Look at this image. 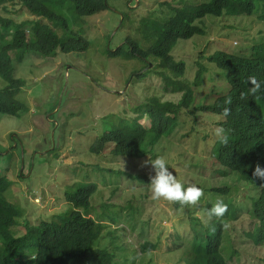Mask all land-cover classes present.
<instances>
[{"label":"rangeland","instance_id":"374dc122","mask_svg":"<svg viewBox=\"0 0 264 264\" xmlns=\"http://www.w3.org/2000/svg\"><path fill=\"white\" fill-rule=\"evenodd\" d=\"M105 1V11L81 18L77 26L72 22L74 15L63 13L65 5L53 8L66 20L71 32H78L88 42L87 50L69 54L57 52L47 58L32 53L15 64L13 76L24 83L17 99L25 112L18 118L0 115V151L12 150L13 153L11 166L4 173L10 181L5 199L22 212L21 222L36 226L39 221H48L65 211L67 204L63 194L67 187L74 190L94 184L98 193L92 201L109 202L120 214L117 219L115 216L118 226L105 222L107 231L113 230L111 233L117 235V240L112 238V241L118 246L124 242V248L115 252L116 264H134L131 253L136 264H186L183 250L193 237L189 212L193 211L194 217L207 223V218L196 208L199 201H210V196L202 195L196 205L183 206L153 199L147 186L154 175L150 162L157 156L163 157L169 171L185 187L227 185L232 190L228 199L232 198L236 205L244 203L248 208L245 198L255 194L253 188L247 194L237 178L230 174L221 176L215 171L219 167L210 164L208 151L216 139V126L212 123L219 119L207 118L194 107L206 106L228 90L224 73L206 60L198 59L217 51L249 55L253 45L264 40L261 19L264 13L260 7L249 17L224 14L221 18L206 16L202 23L196 22L194 25L204 28V35L179 41L171 52L175 62L184 64L183 75L175 77L169 72L159 73L157 59L121 60L107 58L106 53H114L133 36L137 38L142 20L173 14L170 10L164 12L165 7H194L209 0ZM2 16L16 24L34 19L20 5L9 8ZM54 29L58 37L63 34L60 29ZM197 63L207 69L202 84L192 89V104L179 113V125L168 137L160 139L152 155L125 166L122 161L111 158L109 151L99 156L88 153V146L104 130L128 124L130 119L145 112V105L152 99L161 104L179 103L182 94L173 92L175 83H180L182 90L188 87L194 80ZM148 70L150 73L140 80ZM163 78L172 82L166 84ZM5 86L0 80V89ZM147 118V115L139 118V123L148 127ZM112 169L120 174L112 176L107 172ZM140 177H144L147 184L139 183ZM217 200L221 198L210 203ZM130 208L138 211L136 224L133 220L126 224ZM112 211L108 212V217L112 216ZM249 230L246 212L239 210L236 221H229L226 226L228 240L225 242L229 250L225 259L229 264H264V246H255L246 238ZM144 241L156 248L140 254V242ZM179 244L182 248L176 250L174 247Z\"/></svg>","mask_w":264,"mask_h":264},{"label":"trees","instance_id":"16d2710c","mask_svg":"<svg viewBox=\"0 0 264 264\" xmlns=\"http://www.w3.org/2000/svg\"><path fill=\"white\" fill-rule=\"evenodd\" d=\"M18 5L34 19L16 24L2 16L3 12H9V8ZM63 5L64 14L74 15L72 22L75 26L81 18L92 17L107 9L105 0H0V80L6 84L0 89V115L18 118L25 112L24 106L17 99L24 83L15 79L13 72L15 64L24 61L26 55L35 53L47 58L54 57L57 52L69 54L87 50L88 42L78 32H71L66 20L53 9ZM260 7L264 13V0H209L194 7H165L164 12L170 10L173 12L172 16L144 22L142 20V36L138 32L137 38L133 36L132 40H127V43L124 41L114 53L107 51L106 55L107 58L121 60L135 58L142 61L154 58L159 61V73L169 72L172 76L180 77L184 73V64L175 62L171 52L179 41L204 35V28L194 25L196 22H201L206 16L221 18L224 14L249 17ZM261 19L264 21V16ZM122 26L123 24L120 28ZM52 27L60 29L63 34L58 37ZM200 59L222 71L228 86L226 93L218 94L213 102L194 107L196 112L206 115L207 118H218L212 124L226 130L227 139L221 142L216 137L208 151L210 164L215 163L219 167L215 171L221 176L233 175L243 183V188L251 185L258 193L256 198H249L246 208L228 199L232 192L231 187L198 184L203 191L202 195L210 196V201L203 199L196 208L207 218V223H202L189 210L191 216L188 217V223L193 237L190 245L183 250L184 261L186 264H229L225 259L229 250L225 242L228 240L226 226L229 221H236L239 210L245 211L250 220V230L245 233L246 238L255 246H264V179L252 174L257 164L264 169V92L249 95L247 91L251 87L248 83L249 76H255L258 82H264V40L253 45L249 55H229L217 51L207 58L201 56L198 61ZM196 67L194 80L188 87L182 90L180 83H175L173 92L182 94L179 103L161 104L152 99L151 103L145 105V112L130 119L128 124L104 130L88 146V153L99 156L109 151L111 158L122 161L125 166L152 155L160 139L168 137L179 125V113L192 104V89L201 86L203 75L207 72L204 65L197 63ZM149 73L150 70L142 74L140 80ZM163 80L166 84L172 82L168 78ZM242 92L245 94L243 98ZM225 108L228 109L227 116L223 112ZM145 115L148 116V127L139 123V118ZM12 158V150L0 151V264H116L115 252L124 248V242L119 247L112 241V238L117 240V235L111 233L113 230L107 231L105 222L118 226L115 216L117 219L120 214L114 211L115 208L109 202L101 201L96 204L92 201L97 196V186L90 184L74 190L71 186L67 187L63 194L67 204L65 211L48 221H39L36 226L27 225L21 222L23 216L18 207L5 199L10 181L4 173L9 170ZM107 172L112 176L120 174L113 169ZM138 182L147 184L144 177L138 178ZM217 198L227 204V210L222 217L213 216L209 219L206 211L211 208L210 202ZM110 210H113L112 216L108 217ZM129 210L126 224L132 220L136 224L138 211L131 208ZM101 240L103 246L100 245ZM155 248L156 245H151L148 241L140 242V254H147ZM174 248L181 250L182 244ZM131 256L136 264L134 254L131 253Z\"/></svg>","mask_w":264,"mask_h":264},{"label":"clouds","instance_id":"9594fccd","mask_svg":"<svg viewBox=\"0 0 264 264\" xmlns=\"http://www.w3.org/2000/svg\"><path fill=\"white\" fill-rule=\"evenodd\" d=\"M248 83L251 87L248 88L249 95H256L258 93L264 92V82H258L255 76L248 77ZM244 93H241V97H244ZM228 101H226L227 103ZM224 115L227 116L228 109L223 110ZM214 135L221 140V142L227 139L226 130L222 126H217L214 130ZM151 168L154 172L149 178L147 186L151 190L153 199H162L170 202H178L181 206L187 205H196L198 200L201 198L203 191L201 188L196 185H189L185 187L180 181H178L172 172L169 171V168L166 166V161L163 157L157 156L150 162ZM22 167V166H21ZM254 177L264 179V169L257 164L253 168L252 172ZM243 184V183H242ZM261 185V184H260ZM250 188H253L255 194L252 196H246L245 202L249 203V198H256L258 191L251 185H246L245 188L242 186V190L249 193ZM230 200L233 202L232 198ZM244 206V203H239ZM227 210V204L217 200L212 204L211 208L206 211V215L209 219L214 217H222L225 211ZM249 219V218H248ZM250 223V220H249ZM227 234V231H226ZM185 258V257H184Z\"/></svg>","mask_w":264,"mask_h":264}]
</instances>
